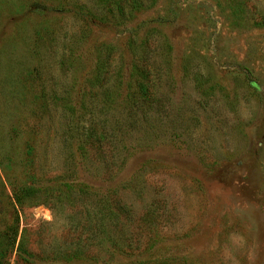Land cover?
<instances>
[{
    "label": "rangeland",
    "instance_id": "374dc122",
    "mask_svg": "<svg viewBox=\"0 0 264 264\" xmlns=\"http://www.w3.org/2000/svg\"><path fill=\"white\" fill-rule=\"evenodd\" d=\"M0 264H264V0H0Z\"/></svg>",
    "mask_w": 264,
    "mask_h": 264
},
{
    "label": "trees",
    "instance_id": "16d2710c",
    "mask_svg": "<svg viewBox=\"0 0 264 264\" xmlns=\"http://www.w3.org/2000/svg\"><path fill=\"white\" fill-rule=\"evenodd\" d=\"M139 79H140V80H144L143 77H140ZM143 84H144V83H143ZM79 185H80V184H79ZM82 186H84V187H81V186H80V188H82L83 191L86 190V188H89V187H90L89 185H82ZM68 190H69V191H71V190H75V191L77 190V191H78V189H73V188H72V189L69 188ZM80 190H81V189H80Z\"/></svg>",
    "mask_w": 264,
    "mask_h": 264
}]
</instances>
